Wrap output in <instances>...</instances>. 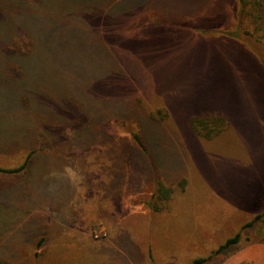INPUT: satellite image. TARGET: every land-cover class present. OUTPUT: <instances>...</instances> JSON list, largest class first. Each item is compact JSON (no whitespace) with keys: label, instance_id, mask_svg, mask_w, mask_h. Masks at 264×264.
<instances>
[{"label":"rangeland","instance_id":"obj_1","mask_svg":"<svg viewBox=\"0 0 264 264\" xmlns=\"http://www.w3.org/2000/svg\"><path fill=\"white\" fill-rule=\"evenodd\" d=\"M107 1L0 0V26L36 33L33 47L0 36V168L24 163L27 135L8 142L29 127L52 146L0 173V264H192L236 233L208 264H264V12L258 33L251 0L241 16L240 0H142L123 21L83 14ZM206 114L220 125L209 138L189 125ZM155 178L172 188L160 209Z\"/></svg>","mask_w":264,"mask_h":264},{"label":"trees","instance_id":"obj_2","mask_svg":"<svg viewBox=\"0 0 264 264\" xmlns=\"http://www.w3.org/2000/svg\"><path fill=\"white\" fill-rule=\"evenodd\" d=\"M141 2H142V0H110L107 2H103L104 4L100 5L98 7L97 11H96V9H91L90 7L89 8H83V14L84 13L89 14L87 12H90V14H97L98 17L117 18V19H120L121 21H123L124 17L128 16V13L133 11L134 6L143 7L141 5ZM242 2H243L242 0H240V2H239L240 7H239V12H238L239 14L238 15H240V16L242 15V12L244 10V3H242ZM25 6H27V7L20 9V10H22V12L27 11V9H28L29 13H33L32 11L38 10V9L42 10L41 6H35L32 4H27ZM56 8L57 7H55L53 9L49 5H47L45 7V14H44V16L41 14L40 19L46 18V20H47L51 16L52 12L54 10H56ZM249 8H250V15H252V17L254 18V20H253L254 23H251V25L256 30V32L258 33V31H261L263 28L262 11L264 12V2H262V0H251ZM90 9L93 11L91 12ZM158 21H159L158 18H155L154 21H152V23H149V24L145 23L144 25H145V27L150 26V25L159 26ZM240 31L242 33H244L242 30H240ZM245 33H247L249 35L251 34V32H249V31H245ZM14 34H22L23 36H25V39L27 40V44L30 47L35 46L36 33L32 32L29 27L25 26V27L19 29V28L13 27V25H11V24L7 25V26L6 25L0 26V36H2V35L11 36ZM261 36H258L256 38L257 42H260L259 38H262ZM11 42H12V40L8 41L7 43L10 44ZM14 45H17V44H14ZM41 48H39V53H41V51H42ZM18 51H20V50L16 49L13 52L17 53ZM55 52L58 53L57 57H56V63H60L61 62V56L59 55L58 51L55 50ZM73 93H75V95L72 97L74 99V102H76L74 106H75V108L79 107L78 112L81 114L83 112L82 111V108H83V87H80L75 92L73 91ZM58 100H59L60 107L63 108L62 106L64 104H66L65 101L67 102V100L62 99V97H60ZM26 109L27 108L25 107L24 110H26ZM42 110L44 111V109H42ZM45 112L50 114L49 109L45 110ZM105 115H107V114H105ZM211 116H213V117H211ZM203 117L205 119L209 118L210 120H211V118L215 119L214 115H209V114L201 115V116H195V117H191V119H189V125H190L191 129H193V131L196 134L203 136V137H206V138L213 137L216 133L219 132L218 129H219L220 125H218V129L210 127L208 125L207 120H204L202 122ZM57 118L61 120V117H57ZM140 120L144 125H146L147 122H149L148 118H146V117L141 118ZM213 120H211V121H213ZM217 121L219 123H221L222 119H218ZM37 122H39L41 124V119L39 117H38V119H36L35 121H32L31 123H32V125H36ZM135 128L136 129H134V131H132L130 134L131 140L135 143V145L145 149V152L148 153V149L146 148V145L148 146L149 141L148 140L146 141V139H147L146 136L144 135V133H141V130L139 128H137V127H135ZM27 130L28 131L26 134L23 133L20 136L17 135L13 139L9 140V142H8V145L11 149H13V148L16 149V147H18L16 143L18 142L19 138L27 135L26 137L28 138V140H26L22 144H20V146H25L27 148V149L25 148L24 149L25 152H23V156L26 155L24 163H22L19 167L12 168V169L0 168L1 174H17L19 172H22L28 166V164L36 163V161L41 160L44 157V153H45L44 151H46L47 149H50L52 147V146H49V144H47L48 138H46L44 135L40 134L37 129L33 132V127H31V128L29 127V128H27ZM37 138H39V140H42V141H41V143H39V145H37V147H34V146H36V145H34V143H36L35 140H37ZM28 149H29V151H28ZM26 152H27V154H26ZM37 171L41 172L40 169H37ZM36 174H37V172H36ZM154 182L157 183V187H156V191H155V208L160 209V207H161L160 203H162L163 201H165L169 198V196L172 192V188L162 184L160 182V179L155 178ZM250 225H251V223L248 224V226H250ZM240 239H241L240 233H236L234 236L226 239L224 241V243H222L216 250H214L212 252L211 255H209L207 257L196 258L192 261V264H208L209 262H211L213 260V258H215V257L218 258L219 256H222L225 253H228L229 250L235 249L240 244Z\"/></svg>","mask_w":264,"mask_h":264}]
</instances>
